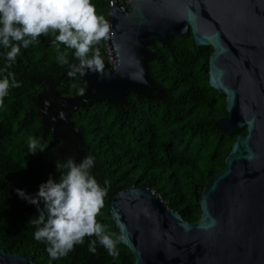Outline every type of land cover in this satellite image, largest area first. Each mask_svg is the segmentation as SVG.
<instances>
[{"label": "trees", "instance_id": "trees-1", "mask_svg": "<svg viewBox=\"0 0 264 264\" xmlns=\"http://www.w3.org/2000/svg\"><path fill=\"white\" fill-rule=\"evenodd\" d=\"M109 1L92 0L97 14L105 19ZM120 1L127 7L126 0ZM56 34L41 35L27 48L21 46L10 67L5 57L9 49L0 45V79L8 77L11 82L14 78L20 85L10 87L0 104V248L24 253L36 264H133L134 256L122 242L116 245V257L98 241L95 253L90 252L95 236H85L83 244H76L66 256L51 259L48 244L34 238L37 226L29 221L38 215L36 205L20 198L16 189L34 195L50 177L59 182L57 165L63 170L69 158L79 163L92 156L91 175L107 188L96 220L109 234H115L113 239L119 235L109 203L129 185L151 188L169 208L195 221L201 213L203 187L224 166L236 136L245 134L246 127L227 133L220 126L218 120L226 115L225 95L209 85L212 47L196 45L188 30L151 46L150 80L161 89L160 94L154 91L150 96L145 88V93L131 91L126 103L116 105L100 93L93 101L71 108L66 115L77 129L72 138L78 146L62 154L59 149L66 140L52 129L54 122L47 121L51 117L44 115L40 100L76 98L85 87L79 68L69 67L78 65L75 50L54 44ZM57 47L67 52L69 64H59ZM93 47L99 49L104 68L110 66L104 40ZM49 87L56 99L49 96ZM58 107L56 104L53 116L57 117ZM33 138L44 151L29 152L28 142Z\"/></svg>", "mask_w": 264, "mask_h": 264}, {"label": "water", "instance_id": "water-1", "mask_svg": "<svg viewBox=\"0 0 264 264\" xmlns=\"http://www.w3.org/2000/svg\"><path fill=\"white\" fill-rule=\"evenodd\" d=\"M126 5L113 1L107 14L113 65L103 74L81 75L85 92L75 107L100 93L116 105L126 103L131 91L152 93V44L190 30L196 45L212 47L209 85L225 95L220 126L227 133L245 126L246 133L236 136L224 166L203 187L195 221L147 186L118 191L109 212L121 242L133 264H264V0H127ZM213 221V227H202ZM0 264L36 263L0 248Z\"/></svg>", "mask_w": 264, "mask_h": 264}, {"label": "clouds", "instance_id": "clouds-1", "mask_svg": "<svg viewBox=\"0 0 264 264\" xmlns=\"http://www.w3.org/2000/svg\"><path fill=\"white\" fill-rule=\"evenodd\" d=\"M58 33L54 36V44H63L68 49H74V56L79 68L103 74L104 63L98 48L102 40H108L111 34V24L102 15H98L92 0H0V45L9 49L5 53L7 66L16 61L21 52V46L27 48L41 35ZM57 51V61L60 65L69 64L67 52ZM92 53L89 56V53ZM72 71L69 75H72ZM13 78L0 79V104L8 94L10 87H19ZM29 152L35 154L44 151L36 139L28 142ZM94 166L92 156L83 158L79 163L69 158L57 169L60 172L59 182L51 177L41 183L36 194H28L22 189H16L20 198L36 205L38 215L31 218V224L37 226L34 238L48 244L47 252L51 259L56 260L66 256L76 244H83L85 236H95L89 244V251L95 253L97 241L116 257V245L124 237L109 234L96 217L104 206L107 188L101 187L96 178L91 175ZM109 182L105 180V185ZM41 201L43 207H41ZM210 225L202 227H213Z\"/></svg>", "mask_w": 264, "mask_h": 264}, {"label": "flooded vegetation", "instance_id": "flooded-vegetation-1", "mask_svg": "<svg viewBox=\"0 0 264 264\" xmlns=\"http://www.w3.org/2000/svg\"><path fill=\"white\" fill-rule=\"evenodd\" d=\"M85 73V76L88 77H92L95 75H98V72L95 71H90V70H85L83 73H81V75H83ZM84 76V75H83ZM146 89V88H145ZM144 88L142 89H138L140 92L145 93L146 90ZM137 91V90H134ZM154 91H157L158 94L161 93V89H157L153 90L152 93ZM85 92V89L76 97V98H70V99H66L64 97H61L64 101L62 102V104L58 102V100H61L60 97L58 100H56L55 102H53V107L51 108L50 112H48V116H50L51 118L49 120H51L52 122H54V126L52 127V129L56 132V134L62 138H64L66 141L63 143V150L65 155L68 154V152H70L71 150H74L77 148L78 143L77 140L72 138V135L74 134L75 131H77V129L73 126L72 122H69L68 119L66 118V113L69 112V110L71 108H76L75 106L79 103L78 99H80L81 97H83V94ZM152 93H150L148 91V94L151 96L153 95ZM56 99V97L54 98ZM59 104V110H58V115L53 116V114L55 113V105ZM64 107V108H63ZM65 113V118H64V114ZM63 115V116H62ZM62 116V117H61ZM49 118V117H48ZM65 119V123L61 122L60 119ZM50 127H48L47 129H49Z\"/></svg>", "mask_w": 264, "mask_h": 264}, {"label": "rangeland", "instance_id": "rangeland-1", "mask_svg": "<svg viewBox=\"0 0 264 264\" xmlns=\"http://www.w3.org/2000/svg\"><path fill=\"white\" fill-rule=\"evenodd\" d=\"M84 76H85V73L83 74ZM74 87V86H73ZM48 94H49V96L50 97H53L52 99H54L55 98V96H54V92L52 91V88L51 87H49V89H48ZM60 99L61 100H58V102H59V104L61 103L62 104V102L64 101L61 97H60ZM40 102H41V104H42V106L44 107V109H43V113H44V115L46 116V117H48V112H50V110H51V108L53 107V102H48V101H46V102H44L43 100H40ZM64 108V107H63ZM64 115V118H65V113L63 114ZM62 115V116H63ZM61 116V117H62ZM60 119L61 120V122H62V120H63V122L65 123V119ZM47 121H49V119H47ZM59 151L62 153V154H64V150H63V148L61 147L60 149H59Z\"/></svg>", "mask_w": 264, "mask_h": 264}, {"label": "built area", "instance_id": "built-area-1", "mask_svg": "<svg viewBox=\"0 0 264 264\" xmlns=\"http://www.w3.org/2000/svg\"><path fill=\"white\" fill-rule=\"evenodd\" d=\"M113 1H116V0H110L109 1V6H113ZM127 1V0H126ZM110 38H112V32L110 34ZM105 44H106V54H107V57H108V61L111 65H113V62H114V59L112 57V50L108 44V40H104Z\"/></svg>", "mask_w": 264, "mask_h": 264}]
</instances>
